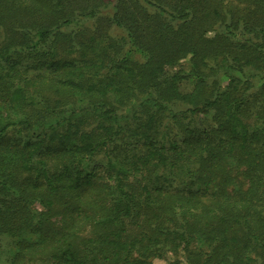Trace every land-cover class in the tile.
I'll use <instances>...</instances> for the list:
<instances>
[{"label":"trees","instance_id":"obj_1","mask_svg":"<svg viewBox=\"0 0 264 264\" xmlns=\"http://www.w3.org/2000/svg\"><path fill=\"white\" fill-rule=\"evenodd\" d=\"M236 1L0 0L5 264H264V0Z\"/></svg>","mask_w":264,"mask_h":264},{"label":"rangeland","instance_id":"obj_2","mask_svg":"<svg viewBox=\"0 0 264 264\" xmlns=\"http://www.w3.org/2000/svg\"><path fill=\"white\" fill-rule=\"evenodd\" d=\"M104 1L106 3H108L109 6L107 5L106 9L103 8L101 10L100 16L103 15V17H106V16L110 15L109 12H111L110 6L112 4V0H104ZM234 2L238 4V2L236 0H234ZM230 9H232L233 15H231V13L229 14V12H228L229 7H225V14L226 15L234 17L235 19H237L241 15V13H240L241 11H238L236 8H230ZM101 19H106V18H101ZM101 23L104 25V23L102 21H101ZM93 25H94V22L88 24L87 27L92 28ZM106 28H107V30H106V34H105L103 40L105 39V41L108 42V40L111 41L112 39H114L116 41H119L121 39L122 32H119L118 29H116L113 26L108 27V25L106 26ZM85 29H87L86 26L83 29H82V26H80V27L70 29L69 31L64 30L63 34L60 35V37H58V38L69 39L73 35H75L74 32H76V31L80 32V31L85 30ZM211 34L212 33H209V35H211ZM187 63L188 62H186L185 59H181L177 65L168 68L167 72L174 73L180 68H186L187 69V66H188ZM96 169L99 170L100 167H97ZM35 207L38 210H41V207L39 205H36ZM11 246H12V243H10L8 239H2L0 241V254H1L0 264H5V260L9 256L8 250H9V247L11 248ZM151 262H152V264H186V261H185L183 255H181L179 253L174 254V253H170V252L163 254V256H155V257L153 256L151 258Z\"/></svg>","mask_w":264,"mask_h":264}]
</instances>
